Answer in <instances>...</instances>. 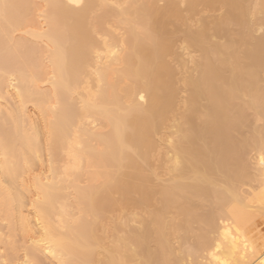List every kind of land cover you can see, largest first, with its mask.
<instances>
[{
  "label": "bare ground",
  "instance_id": "bare-ground-1",
  "mask_svg": "<svg viewBox=\"0 0 264 264\" xmlns=\"http://www.w3.org/2000/svg\"><path fill=\"white\" fill-rule=\"evenodd\" d=\"M37 2L0 0V264H264V0Z\"/></svg>",
  "mask_w": 264,
  "mask_h": 264
},
{
  "label": "rangeland",
  "instance_id": "rangeland-1",
  "mask_svg": "<svg viewBox=\"0 0 264 264\" xmlns=\"http://www.w3.org/2000/svg\"><path fill=\"white\" fill-rule=\"evenodd\" d=\"M37 1H39V0H36V2ZM35 2V1H34ZM39 2H41V4H42V0H40ZM37 5L39 4V5H41L40 3H36ZM38 14V13H37ZM40 19V22H42V20H41V18H39ZM39 19H38V21H39ZM42 26H43V24H42ZM22 35V34H21ZM17 36H19V34H17ZM23 37H25V38H27L28 39V36H26V35H24ZM253 155H256V153L254 152L253 154H251V156L250 157H253ZM254 157H253V159H251L250 160V162L254 165ZM253 161V162H252ZM253 167V166H252ZM254 170V169H253ZM252 171V170H251ZM253 173V172H252ZM244 189H248V188H244ZM255 221L258 223V224H260V226H259V229L261 230V235L264 237V217H263V214H259L256 218H255Z\"/></svg>",
  "mask_w": 264,
  "mask_h": 264
}]
</instances>
